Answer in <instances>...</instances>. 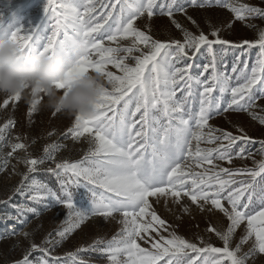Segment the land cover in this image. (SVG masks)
<instances>
[{"label":"snow or ice","instance_id":"1","mask_svg":"<svg viewBox=\"0 0 264 264\" xmlns=\"http://www.w3.org/2000/svg\"><path fill=\"white\" fill-rule=\"evenodd\" d=\"M190 6L211 4L190 0ZM220 6L227 8L234 20H264V7L239 0H224ZM177 12L186 14L177 0H42L39 7L28 0H0V39L10 40L18 52L64 59L63 78L52 82L56 89L66 95L76 78L91 72L103 75L110 86L98 97L95 114L74 115L67 129L73 140L89 134L90 146L80 159L57 160L54 153L63 147L57 143L46 145L43 157L28 153V146L18 136L16 142L4 144L10 151L0 160V167L6 168L18 151L25 152L20 162L26 171L20 173L13 194L27 193L32 202L50 201L68 209L63 226L49 232L41 244L30 241L14 264H33L30 257L35 252L43 254L37 264H64L61 257L52 255L55 245L93 217H118L120 229L109 240L97 238L87 247L66 253L73 264H86L77 257L89 250L101 252L109 264H248L250 258L264 255V140H255L239 126L240 134L233 135L209 124L214 114L246 112L264 125V108L260 113L253 110L256 100L264 99V29L253 40L232 42L222 39L220 29L211 24L208 33L199 30L188 16L199 30L198 34L191 32L175 19ZM156 15L167 16L183 39H155L151 21ZM140 20L146 21L143 29L138 26ZM227 27L231 28L232 22ZM105 41L110 42L108 46ZM216 45L239 49L242 54L245 49L258 48L259 53L251 66L234 63L233 77L218 72ZM202 51L209 60L201 66V77L193 79L189 61ZM108 65L122 75L109 70ZM257 84L261 85L259 97L253 94ZM193 85L199 94L197 111L186 107L194 95ZM39 91L32 89L29 116L38 110ZM177 92L181 93L179 99ZM214 92L230 94L224 106L215 101ZM22 98L19 92L6 95L0 110L10 103L15 106ZM14 125L12 118L0 125V142ZM237 141L260 144L262 158L253 160L254 167L233 169L218 163H233L232 148ZM245 152L241 147L235 157L245 159ZM45 159L55 165L46 171L59 179V193L33 176ZM73 186L87 189L88 207H77ZM151 197L155 198L152 202ZM169 197L176 204L187 198L201 212L219 211L227 224L217 227L209 221L205 231L214 234L222 246L201 236L197 243L177 235L153 207L162 199L167 207ZM183 211L190 212V207L184 205ZM27 213L35 215L37 209L19 205L17 215L7 220L26 225ZM242 226L243 234L232 247ZM23 235L28 238L31 233ZM250 241L249 250L241 254Z\"/></svg>","mask_w":264,"mask_h":264},{"label":"rangeland","instance_id":"2","mask_svg":"<svg viewBox=\"0 0 264 264\" xmlns=\"http://www.w3.org/2000/svg\"><path fill=\"white\" fill-rule=\"evenodd\" d=\"M29 3L40 6L42 0H28ZM211 6L207 7H192L190 6V0H177V4L183 6L186 9L185 13H175V19L178 20L184 27L191 32L198 34L199 30H203L205 33L210 31L209 25L220 29V36L222 39L240 42L242 40H253L256 38L257 32L260 29H264V20L250 19L247 21L234 20L233 14L225 7H222L224 0H206ZM241 3H247L259 7H264V0H239ZM97 11L102 9L97 6ZM27 15V14H25ZM190 16L199 25V30L194 26L187 17ZM232 22V27L228 28L227 24ZM138 26L143 29L146 23L145 20L137 22ZM255 25V27H248L246 25ZM152 35L155 39L166 41L169 39H183L182 33L171 24L167 16L156 15L152 21ZM50 34V32H49ZM110 42L105 41L104 46H108ZM217 62L218 72L225 73L234 77L232 73V66L234 63H238L240 67H243V63L246 62L251 66L255 63L259 49L247 50L242 54L239 49H232L228 46L216 45L214 48ZM209 57L206 51L198 53L196 57L189 61L193 64V68L190 70V74L193 79L200 78L202 75V65L207 63ZM133 64V61H129ZM183 63L181 62V65ZM109 70L113 71L117 75H122L118 69L113 68L111 65L107 66ZM110 87V86H109ZM261 85L257 84L253 89V94L257 97L260 96ZM193 97L189 98L186 107L192 111H197L199 108V94L196 91V86L193 85ZM177 98L181 97V93L177 92ZM213 96L215 101L224 106L227 100L230 98V94L214 92ZM6 98V94H0V102ZM122 103V102H121ZM257 107L253 109L257 113H260V109L264 108V99L256 100ZM29 104L22 98L15 106L11 103L7 109L0 110V125H3L9 118L15 120V125L9 132L6 133V140L0 142V160L3 159L5 154L10 151L4 144L8 142H16V137H20L21 142L28 146L27 151L33 157H43V149L46 145L57 143L63 147L54 153L57 160L68 158L71 160L80 159L90 146L89 134H85L79 140H73L71 134L67 133V129L72 126L74 117L67 116L63 113H56L55 111L44 108H38V110L29 116L28 108ZM209 124L215 128L223 129L231 132L233 135H239L237 132V126L242 127L248 135L255 140H264V125H261L258 121L251 119L246 112H221L219 115L214 114L213 118L209 121ZM49 135V133H53ZM35 141V142H33ZM212 145L201 144V147H211ZM241 147L246 149L245 159H239L235 157V153L239 151ZM260 144L244 143L243 141H237L233 146V163L228 164L226 161H219L223 167L228 168H252L254 167L253 160L259 161L262 156L260 153ZM25 156L24 151H18L14 154L15 158H11L6 168L0 167V201H6L0 203V264H14V261L22 258L25 250L29 247V242L34 241L36 244H41L44 238L49 232H55V230L63 226L64 221L68 216V209L62 205L55 204L50 201H43L41 203H35L28 199V194H13V187L17 185L21 179L20 173L26 171L24 164L20 162V158ZM49 167H55V165L45 159V163L40 166V170L33 174L34 178L43 184H46L53 191L59 193L60 182L56 175L46 171ZM73 192L74 200L77 207H88L90 204V195L83 186L71 188ZM99 191V189H97ZM12 196L9 200L8 197ZM150 202L155 198H149ZM28 205L37 209V214L27 213L25 214L28 220L26 225L17 224L15 221L7 220L9 216L17 215V208L19 205ZM48 204V207H45ZM184 205L190 207V212L185 213L183 211ZM153 207L156 209L158 215L162 219L167 221L168 225H171L172 229L177 235H180L190 241L197 242L198 236L204 237L205 240H210L214 246L221 247L222 242L219 241L214 234H209L205 231L208 227L209 221L216 224L217 227L226 225L227 220L222 217L219 211L212 213L201 212L195 205L191 204V201L187 198H183L181 203H172V198L169 197L167 207H165L163 199L160 203H153ZM149 217H145V220ZM116 219H104L103 217H93L83 224L79 229L73 232L62 243L55 245L52 251L53 256H59L63 259L64 264H73V261L66 256V253L75 252L77 248L87 247L97 238L109 240L115 235L120 225ZM243 226L237 229L235 237L232 240V247L239 242L241 235L243 234ZM29 232L31 235L25 238L23 233ZM166 235V233H165ZM143 246V245H142ZM48 247L51 248L49 245ZM251 247V241L246 244L242 253L247 252ZM43 256L40 252L33 253L30 259L33 260V264H37L38 260ZM50 259V258H49ZM77 259H83L86 264H109L106 257L99 251L89 250L78 254ZM248 264H264V255H258L255 258H250Z\"/></svg>","mask_w":264,"mask_h":264},{"label":"clouds","instance_id":"3","mask_svg":"<svg viewBox=\"0 0 264 264\" xmlns=\"http://www.w3.org/2000/svg\"><path fill=\"white\" fill-rule=\"evenodd\" d=\"M65 61L59 55L18 52L7 39H0V94L21 93L32 103V89L40 90L38 108L58 111L67 116L95 114V104L103 89L109 87L100 73L91 72L76 78L67 94L53 86V80L62 79Z\"/></svg>","mask_w":264,"mask_h":264}]
</instances>
